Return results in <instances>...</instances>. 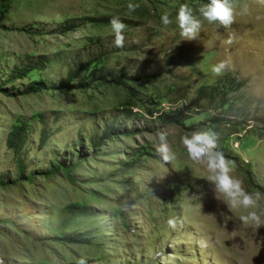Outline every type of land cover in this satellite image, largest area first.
<instances>
[{
    "label": "rangeland",
    "instance_id": "rangeland-1",
    "mask_svg": "<svg viewBox=\"0 0 264 264\" xmlns=\"http://www.w3.org/2000/svg\"><path fill=\"white\" fill-rule=\"evenodd\" d=\"M205 2L9 0L0 21V264H264V226L242 224L248 210L229 211L179 145L186 132L214 129L231 175L260 194L264 222V5L231 0V29L203 22L183 39L177 8ZM128 3L139 7L129 13ZM112 17L126 25L120 48ZM230 32L236 41L225 46ZM224 58L234 85L195 101ZM33 80L45 88L23 92ZM18 123L27 128L20 171L6 142ZM158 131L174 161L157 155ZM55 158L68 170L47 174ZM72 235L82 242L64 239Z\"/></svg>",
    "mask_w": 264,
    "mask_h": 264
},
{
    "label": "clouds",
    "instance_id": "clouds-1",
    "mask_svg": "<svg viewBox=\"0 0 264 264\" xmlns=\"http://www.w3.org/2000/svg\"><path fill=\"white\" fill-rule=\"evenodd\" d=\"M258 3L264 5V0H258ZM139 7L138 4L128 3L129 13L134 12ZM248 9L242 10L241 14L247 13ZM236 13L231 0H207L194 9L188 4H180L176 10L174 22L179 29L180 36L183 39H195L202 30L203 22L216 24L219 28L231 29L235 23ZM161 23L168 26L173 23L171 14L164 12L160 17ZM110 34L113 36L115 47H123L125 43L126 25L119 17H112L109 21ZM234 32H230L223 43L225 46H231L235 43ZM232 67L229 58L218 60L211 67V73L219 77L224 75ZM156 153L165 162H171L176 159V153L168 141V133L158 131L156 133ZM219 135L212 128H199L186 132L179 137V145L184 149L188 159L192 162L202 165L209 173L207 179L213 185L218 198H221L227 209L243 208L245 214L239 217L242 224L255 226L257 229L264 226L261 216L254 210L260 199L259 193H249L242 186L240 179L231 175L232 168L229 161L219 150ZM169 228L175 229L177 220L170 217L167 220ZM87 259L81 257L76 264H86Z\"/></svg>",
    "mask_w": 264,
    "mask_h": 264
},
{
    "label": "trees",
    "instance_id": "trees-1",
    "mask_svg": "<svg viewBox=\"0 0 264 264\" xmlns=\"http://www.w3.org/2000/svg\"><path fill=\"white\" fill-rule=\"evenodd\" d=\"M8 2H9V0H0V21L3 18V13L7 10ZM2 26L3 25L0 24V27H2ZM72 27H74L73 22H68V24L66 26H64L61 31H66ZM38 58H39L38 61H40L41 57H38ZM33 68H34V66L28 68V70H31ZM78 69H76L74 72H70L68 77L64 81L60 82L57 85V87L58 88L68 87L71 77H74L76 75ZM91 75H94V72H92ZM107 75H111V72H107ZM99 77H105V76L101 75ZM222 83L223 84L229 83V84L234 85L235 79H234L233 74L232 73H225L224 75L220 76L216 80V84L214 86H210V87H203L202 86V87H200L197 91L195 101H199L201 99H209L210 102L211 101L213 102V99H214L213 93L221 86ZM239 84L240 83L237 82V84H235V85L237 86ZM42 88H45V85L41 80H33V81L29 82V84L22 91L23 92H35V91L40 90ZM237 88H238V86H237ZM5 90L6 89H4L2 86H0V91H5ZM208 91H210V93ZM172 121H175V120H172ZM26 134H27L26 124L25 123H18V124L13 125V127L10 129V131L7 135V139H6L7 145L13 151L18 171H20V169L22 170V167H23L20 152H21V148L25 142ZM59 168H62L65 171L68 170V166L61 164L55 158V162L53 163L51 168H49L46 171V173L48 174V173L55 172ZM0 184H3L2 180H0ZM64 239H66L70 242H82L81 238H79L77 235L65 236Z\"/></svg>",
    "mask_w": 264,
    "mask_h": 264
}]
</instances>
